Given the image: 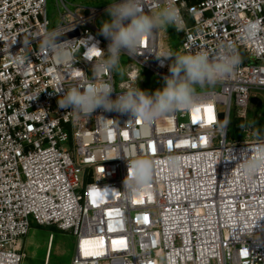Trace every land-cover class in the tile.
Instances as JSON below:
<instances>
[{"label":"built area","instance_id":"1","mask_svg":"<svg viewBox=\"0 0 264 264\" xmlns=\"http://www.w3.org/2000/svg\"><path fill=\"white\" fill-rule=\"evenodd\" d=\"M173 2L180 52L215 58L231 48L242 62L197 90L192 108L145 126L62 109L58 99L104 81L126 90L139 67L163 78L170 61L161 67L157 56L173 51L166 35L153 32L127 55L133 62L116 87L94 55L107 48L95 20L108 4L77 13L63 3L62 22L49 27L46 0H0V264H22L33 221L75 236L71 264H264V168L240 167L241 153L254 157L264 138L227 140L232 107L244 116L264 89V0ZM164 3L143 0L145 11ZM53 32L72 41L64 61L44 46ZM136 161L147 163L141 183Z\"/></svg>","mask_w":264,"mask_h":264},{"label":"clouds","instance_id":"2","mask_svg":"<svg viewBox=\"0 0 264 264\" xmlns=\"http://www.w3.org/2000/svg\"><path fill=\"white\" fill-rule=\"evenodd\" d=\"M105 12L110 18L102 21L99 32L108 44L106 49L99 48L97 66L102 71L116 73L121 78L125 75L122 56L135 55L140 44L153 32L176 26L179 22V10L173 0H165L163 6L152 11L144 10L143 0H110ZM60 36L62 35L55 32L49 33L44 46L56 60L64 61L68 59V49L73 45L72 41L61 42ZM157 58L161 67L165 66L166 61L170 63L169 74L163 77L164 85L155 91L150 92L138 86L137 81L141 79L138 73L134 86L119 92L110 81H104L98 86L89 83L83 89L72 87L60 94L58 105L62 109H70L87 116L97 112H115L119 116L128 117V120H137L149 126L175 110L192 108L197 103L198 88L203 90L215 87L217 83L234 74L242 62L240 54L231 48L220 52L215 58H210L203 51H166ZM240 161L241 170L245 174L256 173L264 168V148L250 159L246 151L242 152ZM131 167L138 183L147 179L146 162L136 161ZM249 227L247 223L241 224L242 230L247 231Z\"/></svg>","mask_w":264,"mask_h":264},{"label":"rangeland","instance_id":"3","mask_svg":"<svg viewBox=\"0 0 264 264\" xmlns=\"http://www.w3.org/2000/svg\"><path fill=\"white\" fill-rule=\"evenodd\" d=\"M109 2L110 0H46V16L50 22L49 27L57 26L62 22L61 15L66 12L65 6L71 11L82 13V7H101ZM66 18L68 19L69 16ZM109 18L108 14L104 12L96 18L95 24L100 28L102 21ZM159 31L167 36L165 43L174 52H180L179 35L175 32L174 27L169 26ZM121 62L125 69V75L121 78L118 74L113 73L116 87L119 82L127 79L126 71L133 61L124 55ZM138 73H140L141 79H138L137 82L141 89L152 92L164 85V79L146 67H139ZM253 93L254 95H251L248 101L244 116L241 115L240 108L234 106L230 110L228 141L264 138V89L255 90ZM219 108L222 110L223 106ZM50 236L51 241L49 240ZM23 242L25 257L22 264H71L72 262L75 236L69 231L59 230L54 225H39L33 221L27 234L23 237Z\"/></svg>","mask_w":264,"mask_h":264},{"label":"water","instance_id":"4","mask_svg":"<svg viewBox=\"0 0 264 264\" xmlns=\"http://www.w3.org/2000/svg\"><path fill=\"white\" fill-rule=\"evenodd\" d=\"M224 118H225V112L223 111L219 112V124L220 125L224 124Z\"/></svg>","mask_w":264,"mask_h":264},{"label":"snow or ice","instance_id":"5","mask_svg":"<svg viewBox=\"0 0 264 264\" xmlns=\"http://www.w3.org/2000/svg\"><path fill=\"white\" fill-rule=\"evenodd\" d=\"M94 55L95 56H98L99 55L98 51L94 52Z\"/></svg>","mask_w":264,"mask_h":264},{"label":"trees","instance_id":"6","mask_svg":"<svg viewBox=\"0 0 264 264\" xmlns=\"http://www.w3.org/2000/svg\"><path fill=\"white\" fill-rule=\"evenodd\" d=\"M194 1V0H193ZM180 38V36H178Z\"/></svg>","mask_w":264,"mask_h":264},{"label":"bare ground","instance_id":"7","mask_svg":"<svg viewBox=\"0 0 264 264\" xmlns=\"http://www.w3.org/2000/svg\"><path fill=\"white\" fill-rule=\"evenodd\" d=\"M50 250V249H49ZM49 254V253H48ZM49 262V261H48Z\"/></svg>","mask_w":264,"mask_h":264}]
</instances>
